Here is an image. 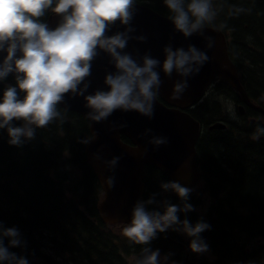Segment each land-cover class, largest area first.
<instances>
[{"label":"clouds","instance_id":"1","mask_svg":"<svg viewBox=\"0 0 264 264\" xmlns=\"http://www.w3.org/2000/svg\"><path fill=\"white\" fill-rule=\"evenodd\" d=\"M163 4L174 32L184 38L202 36L207 48L214 46V38L205 35V29L214 24L223 5L215 7L213 0H163ZM246 11L250 10L230 5L228 14L238 16ZM137 12L136 0H0V82L7 81L10 75L14 77V83H8L0 95V129H6L10 145L23 146L35 139L37 129L62 120L58 105L69 93L84 98L90 109L88 119L98 123L117 110L134 111L151 119L163 83L161 71L169 78L173 73L180 77L173 84L171 99L182 98L189 78L199 74L208 55L192 44L173 48L171 43L162 49V62L150 52L137 56L126 52L130 40L147 39L133 35L136 29L132 22ZM49 13L57 18L54 26L44 19ZM117 22L123 31L108 35ZM101 52L110 58L115 71L104 76L107 90L97 89L86 95L92 62ZM16 122L21 123L17 126ZM150 132L146 129L144 134ZM262 135L264 128L258 127L254 138ZM167 142V138L157 136L149 140L155 146ZM94 158L101 159L99 154ZM119 160L113 157L104 163L114 170ZM107 183L113 186L114 177H108ZM160 188L161 192L134 203L130 223L122 229L128 240L142 246L132 257L133 264H168L174 253L162 257L161 250L153 249L151 243L169 230L189 238L193 253L209 251L201 234L211 225L203 219L193 223L188 218L190 212L196 211L189 202L194 189L171 180L162 181ZM169 192L180 203L158 199ZM14 248L25 250L27 241L19 228L6 227L0 220V264H29L25 255L10 250Z\"/></svg>","mask_w":264,"mask_h":264},{"label":"trees","instance_id":"2","mask_svg":"<svg viewBox=\"0 0 264 264\" xmlns=\"http://www.w3.org/2000/svg\"><path fill=\"white\" fill-rule=\"evenodd\" d=\"M136 1L154 10L157 6L164 13L165 10L168 11L163 0ZM217 1L219 6L223 5V10L218 15L219 21L227 23L226 25L233 28V32H238L239 41L252 37L261 38L264 35V0ZM230 5L250 11L238 16H229ZM255 43L258 44L257 54L264 56V45H259L261 44L259 40ZM240 56L253 60L252 64H249L250 67L244 71L243 81L247 85L264 90V60L254 57V53L248 50H243ZM4 88L0 82L1 95ZM230 91L234 93L231 89ZM251 92L257 93L252 90ZM58 109L63 119L37 129L39 133L36 132L35 139L26 141L23 146L10 145L6 129H0V185L5 184V187L20 185L23 193L31 198L27 202L16 196L13 201H9L0 195V203L6 211L15 207L23 221L32 218L38 220L37 223L28 224L27 229L32 238L43 235V226L48 228L46 233L55 238V231L64 226L61 222L66 221L68 226L76 230L81 224H74L71 221L74 217L83 219L85 227L91 229L85 242L80 233L76 234L83 245L78 254L74 252L77 257L73 264H126L123 255L126 257L135 249L139 252L142 246L126 244L100 219L97 210L100 186L83 153L82 136L87 132V121L75 113H72V119L66 121L63 112L67 110L59 106ZM205 110L199 111L197 118L206 124L222 120L229 125L224 130H211L205 139L197 143L198 152L203 156L202 168L204 170L210 168L213 171L212 175L207 174L204 178L210 186L193 192L200 200L193 205L203 202V193H207L206 211L203 214L193 212L188 214L193 223L203 219L211 225L210 230L201 234L208 243L211 254L200 257L197 264H264V136L254 138L256 129L264 127L258 122H245L244 116L240 115H237L238 125L235 121H228L220 115L222 111L216 101L210 103ZM235 129L236 133L233 132ZM64 149L71 152L70 158L60 156ZM160 176L161 179H165L164 176ZM61 185L78 194L80 202L86 204L93 217L92 223L71 200L61 195V191L63 192ZM229 185L230 190L222 191ZM147 186L146 182V189ZM14 190L16 192V189ZM160 191L159 185L150 179L145 199L152 193ZM50 192L55 195L52 196ZM228 193L236 195L240 206L221 204V201L229 198ZM158 199H162V196ZM169 200L172 203H180L176 197ZM0 220L8 226L24 225L22 221H13L7 213L1 216ZM170 232L171 230L169 235ZM168 240L164 233L159 234L158 238L152 241L151 247L165 250L167 245L171 244ZM72 244H77L76 238L72 239ZM172 247L174 250L178 248L175 244H172ZM16 249L23 254L32 251L36 257L40 255L36 238L27 241L25 250Z\"/></svg>","mask_w":264,"mask_h":264},{"label":"water","instance_id":"3","mask_svg":"<svg viewBox=\"0 0 264 264\" xmlns=\"http://www.w3.org/2000/svg\"><path fill=\"white\" fill-rule=\"evenodd\" d=\"M52 25L53 18L47 19ZM136 29L135 34L144 35L147 39L141 42L145 46L162 49L171 43L173 48L182 46L185 38L179 34H171L170 25L165 23L157 14L149 8L138 10L132 22ZM214 61L219 62L218 72L228 83L232 82L234 69L228 65L219 55L215 54ZM210 72V71H209ZM104 72L99 62L93 64L92 75L89 78L90 87L87 91L99 88ZM68 108L84 113L82 96L67 98ZM120 123L125 127L110 130L109 124ZM216 123L211 128H222ZM91 131L95 138L85 146V153L96 176L102 185L104 197L98 205L99 216L108 224L115 222H129L131 209L134 203L143 199L144 184L142 180L146 176V166L158 168L162 174L170 180L179 181L182 185L190 187L198 178L199 171L195 160V143L199 128L197 125L191 129L174 134L167 138V143L155 146L139 137L137 130L130 120H116L109 117L105 123L93 122ZM129 136L138 144L136 148H129L118 141V134ZM174 137V138H173ZM176 138V139H175ZM174 146V147H173ZM99 154L101 159L94 158ZM113 157H120L114 170H107L103 161ZM170 164V165H169ZM114 177V185L109 186L108 177Z\"/></svg>","mask_w":264,"mask_h":264},{"label":"rangeland","instance_id":"4","mask_svg":"<svg viewBox=\"0 0 264 264\" xmlns=\"http://www.w3.org/2000/svg\"><path fill=\"white\" fill-rule=\"evenodd\" d=\"M255 57V56H254ZM263 69H264V65H263ZM248 87H249V89H251L252 91H254V92H260L263 88H254L253 86H251V85H248ZM219 104H220V109H221V111H223L225 108H226V106H227V103L225 102V101H220L219 102ZM213 173V171L210 169V168H208L207 170H204V178H205V176L207 175V174H209V175H211ZM163 194V196H164V198H167V199H169L170 198V196L171 195H173L172 193H162ZM206 196V194H204V196L203 197H205ZM23 200H25L26 201V198H23ZM197 201H200L193 193H192V196H191V201L189 200V202L190 203H192V204H194L195 202H197ZM207 205H208V199L207 198H205V200H204V202H202V204L201 205H199V206H197L196 207V211L198 212V213H200V214H203L205 211H206V208H207ZM194 213V212H193ZM111 231L113 232V233H115V234H121L122 233V228L121 227H113V228H111ZM173 234V233H172ZM174 234L176 235V232H174ZM177 235L178 236H182L183 234H180V233H177ZM207 254H208V252H206ZM128 262L130 263V264H133V261H132V258H129L128 259ZM168 264H171V260H169L168 261Z\"/></svg>","mask_w":264,"mask_h":264},{"label":"flooded vegetation","instance_id":"5","mask_svg":"<svg viewBox=\"0 0 264 264\" xmlns=\"http://www.w3.org/2000/svg\"><path fill=\"white\" fill-rule=\"evenodd\" d=\"M250 90V89H249ZM251 91V90H250ZM261 93H264V90H261L260 92H257V93H253L252 92V94H253V96L255 97V98H258L259 97V94H261ZM260 104H262V103H260ZM244 119H246V117L244 118ZM260 121H261V119H260ZM261 126H263L264 124L263 123H261V122H259V121H257Z\"/></svg>","mask_w":264,"mask_h":264}]
</instances>
